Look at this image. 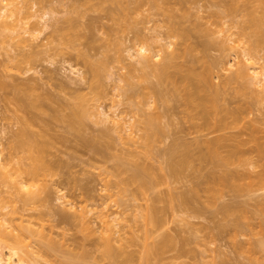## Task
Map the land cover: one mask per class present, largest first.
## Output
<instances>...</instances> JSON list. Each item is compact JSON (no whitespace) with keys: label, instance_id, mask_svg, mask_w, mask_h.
Instances as JSON below:
<instances>
[{"label":"rangeland","instance_id":"374dc122","mask_svg":"<svg viewBox=\"0 0 264 264\" xmlns=\"http://www.w3.org/2000/svg\"><path fill=\"white\" fill-rule=\"evenodd\" d=\"M232 1H237L235 3L239 4V11L230 13L226 10V5ZM27 2L31 7L30 13L35 16L17 22L18 17L15 15L11 22H17V31L8 29L0 35V152L9 169L7 179L0 178V204L2 199L5 206L0 209V221L5 223L4 226L0 225V228H8L12 233L21 234L23 244L28 243L27 248L34 252L33 260L36 258L41 264H64L62 253L53 254L43 245L44 242L63 248L69 247L74 249V252L89 248L94 257H86L84 260L97 261L99 264H264V173L259 178L261 171L264 172V148H260L264 147V139L259 137H264V36L256 35L258 27H253L248 17L251 14L257 17L262 15L258 13L264 11L260 0H122L121 6L125 7L123 9H120L118 1L114 0L16 1L17 5L25 10ZM12 8L13 6L9 5L6 14ZM42 15L47 19L46 24L40 18ZM218 16L221 19H217ZM70 18L77 19L78 32L91 37L90 40L94 41L93 48L88 47V41L84 38L73 44L67 43L68 35L63 33L71 31ZM39 20L41 22L37 25V30H34L33 24ZM175 21L183 26L180 29L186 27L185 30L189 28L191 31L192 28L189 33L191 42H197L200 46L206 43L205 47L199 49L203 50L208 46L203 52H193L201 57L200 61L204 67L215 59L219 61L218 63L215 60L212 64H216L210 65L213 69L210 74L213 79H206V85L216 87V84H220L218 87L223 88H219V93L214 95L219 96L222 105L227 101L224 104L234 111H230L231 118L228 117L232 119L234 116L233 123L239 130L226 118L228 108L225 109L224 119L230 122L226 120L223 124L228 127L231 123V131H251L247 138L252 136V144L257 142L255 136L260 134L256 143L257 146L261 145L259 149L255 143H245L248 150L243 152L244 146L241 145V153L244 155L254 148L260 150L258 156L257 151L253 153L254 150H251L253 155L251 152L248 153L249 156L246 155L253 159V162L245 156L246 160L255 164L254 168L251 164L249 166L248 160L247 163L240 161L245 166L239 162L237 164L243 172L242 169L236 170L235 165L230 168L234 173L249 177L253 176L249 170H253V174L257 173L258 177L249 180L251 183L248 181L249 177H243L245 180H242L239 174L238 178L237 174L236 177L231 172L238 180H233L232 177L228 181L233 180L235 183L227 182L226 186L225 182L219 180L218 172H215L214 168L210 169L213 166H210L212 163L209 159L206 160L209 163L195 160L187 165H178L173 159L172 163L177 164L179 175L176 176V173L171 171L170 155L180 153L182 159L181 153L185 150L184 146L182 147L183 142L188 140L190 143L195 140L193 137L197 138L201 134L197 132V123L208 121L205 120L206 116L205 121L200 119L201 117L192 120L187 114L184 104L185 96L187 97L189 92L186 93L184 87L189 86L190 90L198 94L201 89L199 80H202L203 88L206 82L205 79L186 80L181 77L171 82L170 79H158L159 66L156 64L168 50L172 51L176 47L163 49L162 57L150 60L147 65V61H141L138 47L145 43L151 46L150 49L154 48L152 50L162 47L161 44L165 41L156 42L158 36L178 41V37H171L175 34L172 29L178 28ZM174 23L177 26L171 27ZM241 25L248 26L246 31L244 28L245 32ZM262 26L264 29V21L260 23V27ZM25 30L28 32L24 33ZM18 32H22L25 41L20 40ZM116 41L119 42L115 43L118 48L112 44ZM218 44L222 46L219 47ZM225 44L226 49L223 48ZM251 46H254V49L250 50L254 58L248 60L243 52L245 47ZM60 48H63L62 52ZM85 53L94 60H99L105 53L111 55L109 64L99 67V71L102 69L100 77L95 75L97 73L93 68L97 63L90 68L89 64L84 62ZM242 60V65L247 61L258 68L262 74L261 82L251 79L247 73L248 77L244 75L245 78H229L239 71L237 69ZM201 62L195 64L196 70L198 73H205L208 69L205 71L204 67L201 68ZM251 70H247L250 75L253 73ZM96 80L100 81L102 96L93 110L99 111L100 115H87L80 131L70 128L65 116L71 113V105L77 98L90 94L91 85ZM187 82L190 84H186ZM196 82L199 83V89ZM177 83L180 85L179 89L185 90L186 94L179 93L182 90L177 92V89L174 92L173 87H176ZM32 99H37V103L39 100L41 106L30 107ZM223 108L221 107L220 111ZM23 116L32 120L29 119L32 122L31 125L29 122L30 126L21 118ZM148 116L153 121L149 131L144 126V120ZM220 116L207 119L210 122L218 121ZM115 118L121 120L123 125H116ZM201 120L203 122H200ZM240 124L247 125L248 128H239ZM22 126L34 134L30 143L32 145L25 143L21 147L17 143V133ZM157 126L161 128V132L157 130L160 129ZM216 126L220 127L218 124ZM253 128L260 131L257 129V133ZM253 130L255 132L252 133ZM243 137L246 138V134ZM90 139H94V145L97 144L93 145L94 149L87 143ZM39 142L43 143L41 152L36 145ZM176 146L178 151L182 148V152L174 149ZM172 148L178 153H172ZM30 149L36 151L35 154L32 152L33 156ZM238 149L240 150V145ZM175 157L177 162L181 161L178 156ZM35 164L38 173L35 176L29 175L27 171ZM199 170L200 174L203 172V178ZM136 171H140V175L144 174L146 179L149 178L151 184H144L145 178L142 180L144 183L133 178ZM209 173L213 179L216 177L219 181L210 182L207 178ZM20 181L26 185L23 186ZM197 184L199 186H196ZM210 185H217V191ZM193 188L198 190L197 195L200 193L201 196H190ZM208 193L214 197L209 198L211 194ZM171 196H174L173 200ZM183 196L191 197L188 204L182 202ZM103 202H106L104 211L113 221V243L117 247L118 256L113 261L103 259L94 245V240L103 230L96 214L92 212L86 215L91 225L99 229L95 235L84 220L79 218L72 222L61 221L57 214L59 209L72 213V206L78 211L84 206L101 208ZM223 204H229L233 211L236 207V210L234 213H228V206ZM148 206H156L158 210L161 208L157 214L160 222L151 229L147 227L144 217ZM222 208L227 210L223 211ZM150 232L152 234L149 235ZM149 240L162 243L163 248L158 255H146L147 245L151 243ZM81 244L84 245L83 248Z\"/></svg>","mask_w":264,"mask_h":264},{"label":"bare ground","instance_id":"6f19581e","mask_svg":"<svg viewBox=\"0 0 264 264\" xmlns=\"http://www.w3.org/2000/svg\"><path fill=\"white\" fill-rule=\"evenodd\" d=\"M16 1L17 0H0V35H3L4 34V32L6 31V30H8V29H10V30H13V31H17V29H16V25H17V22L20 20V21H23L25 18H28V17H30V16H35V14L34 13H30V11H29V9L31 8L29 5H28V2H27V5H26V10L24 9V7H21V6H19V5H17V3H16ZM114 1H118V5H120V9L122 8H125L124 6H121V4H122V0L121 1H119V0H114ZM235 2H237V1H232V3H230L229 5L227 4L226 5V10L228 11V12H230V13H233V12H237V11H239L238 10V6H239V4H236ZM260 3H262L263 5H264V0H260ZM9 5H12L13 6V8L10 10V12L8 13V14H6V11H7V8H8V6ZM263 5H262V7H263ZM117 8V7H116ZM115 8V9H116ZM262 9H264V7L262 8ZM114 10V9H113ZM117 11H118V8L116 9ZM241 10V9H240ZM126 11V10H125ZM122 12V11H121ZM264 12V11H263ZM261 13V11L260 12H258V13H260V14H262V15H260V16H256L255 14H251L250 16H248L249 17V22H251L252 24H253V27H256L257 28V31H256V35H259V36H264L263 34L264 33H261V31H263L264 32V29H263V26L262 27H260V23L262 22V21H264V17H263V15H264V13ZM117 13V12H116ZM15 15H17V22L16 23H13V22H11V19H13V17L15 16ZM220 15V14H219ZM258 15V14H257ZM119 16V15H118ZM222 17V16H221ZM42 20H44V24H46L47 23V19H45L44 18V15H42L41 17H40ZM217 19L218 18H220L219 16L218 17H216ZM223 18V17H222ZM120 19H121V17H120ZM221 19V18H220ZM219 19V20H220ZM117 20H119V18L117 19ZM248 20V19H247ZM120 21V20H119ZM41 21L39 20L38 22H36V23H34L33 24V27H34V30H37V28H38V24L40 23ZM173 22V21H172ZM176 22V21H175ZM69 23H70V30L71 31H69V32H64L63 34H67L68 35V41H67V43H69V44H73V43H75L77 40H80L81 38H84L85 40H87L88 41V47H90V48H93V46H94V41L93 40H90V38L91 37H88L86 34H82V33H80V32H78V30H77V28H78V24H77V19L76 18H70L69 19ZM177 23V22H176ZM247 23V22H246ZM174 25H176L175 23L173 24V26H171V27H175ZM177 25H178V28L177 27H175V28H173L172 30H173V33H175V34H173V36H171V37H178V41H174L172 38H168V39H165V37H157V35H156V39L155 40H157L156 42H163V41H165V42H163L161 45H162V47L160 46L158 49L156 48L155 50H152V49H154V48H152V49H150L149 47H151L150 45L148 46V45H146V43H145V45L143 44V45H141L140 47H138V55H140L139 57H141V61L142 62H144L145 63V61H147V63H145L146 65L150 62V60H155V59H160L161 57H162V50L164 49V50H168V49H170V48H174V47H176L175 49H173L172 51L171 50H168V52L167 51H164L166 54H165V56L163 55V57L160 59L161 61L158 63V64H156V66L158 65L159 66V70L158 69H156V70H158L157 71V77H158V79H159V77H160V79H164V80H168V79H170V82L172 81V80H174V79H178V77H181V78H184V79H205V81L204 82H206L205 83V85L207 84V80L206 79H213V76L212 75H210L211 74V70H213V69H211V66L214 64H212V62H215V60L214 61H211V64L210 63H208L207 65H209V67H210V69H209V67L207 66V65H205V67L203 66L204 64L201 62L202 61V59H201V57H199V56H197V55H194V53L193 52H195V53H199V52H203V51H205L206 49H207V47H206V49L204 48L205 46H206V43H204V44H201L202 46H204L203 48V50H201V49H199V47H202V46H200V45H198V44H196L197 42H194L193 43V41L191 42V37H189L190 35H189V33L192 31V28H191V31H189L188 29V31L187 30H185V28L186 27H184L183 29H180V28H182L183 26L181 25V24H178L177 23ZM176 25V26H177ZM182 26V27H181ZM241 27H242V30L244 31V28H245V31H246V28L248 27H246V25L243 27V25H241ZM256 28H254L253 30L255 31V29ZM261 29V31H260V29ZM196 29V28H195ZM194 29V30H195ZM198 29V28H197ZM196 29V30H197ZM176 30V31H175ZM178 30V31H177ZM244 31V32H245ZM28 32V30H25V32L24 33H27ZM177 32V33H176ZM244 32H243V34H244ZM23 33V34H24ZM29 33H31V34H34L33 32H29ZM247 33V32H246ZM18 36H20V40L21 41H25V39H24V37H23V35H22V32H18ZM193 34V33H192ZM197 35V34H196ZM153 39H154V37H153ZM264 39V38H263ZM90 40V41H89ZM190 40V41H189ZM215 42H216V40H214ZM214 41H213V44H214ZM224 41V40H223ZM260 41H262L261 39H260ZM255 42V41H254ZM254 42H252V43H254ZM114 43V45L113 46H117L116 48H118V45H116L115 43H119V42H112V44ZM203 43V42H202ZM219 43V42H218ZM227 43V42H226ZM251 43V44H252ZM196 44V45H195ZM200 44V43H199ZM222 44H223V42H222ZM198 45V46H197ZM208 45V44H207ZM216 45V44H215ZM174 46V47H173ZM182 46H184V47H182ZM217 46H222V45H217ZM52 48H55V46H52ZM222 48V47H221ZM223 48H225L226 49V44H225V47H223ZM111 49V48H110ZM115 49V48H114ZM251 49H254V46H251L250 48H248V47H245L244 48V55L246 56V58L245 59H248V60H250L251 58H254V56H252V53H251ZM60 50H61V52L63 51V48H60ZM137 50V49H136ZM148 52V53H147ZM163 52V53H164ZM206 54H207V51H206ZM136 55V54H135ZM137 55V56H138ZM31 56V55H30ZM104 56V57H103ZM103 56H102V58H100L99 60L97 59V60H94V59H92V57H90V55L88 54V53H85L84 54V56H83V60H84V62L86 63H88L89 65V67L92 65L93 66V64L94 63H97V64H94L95 66L93 67L94 68V72L95 73H97V74H95V75H97V77L101 74L100 73V71L102 70L101 68L102 67H104L105 65H107L106 63H108V62H110V57H111V55L109 54V53H105V55L103 54ZM131 56H133V54L131 55ZM33 57V56H32ZM199 57V58H198ZM112 59V58H111ZM200 59H201V61H200ZM140 61V60H139ZM140 61V62H141ZM205 60H203V62H204ZM243 61L244 60H242L241 61V66H239V68H241V69H237V70H239V71H237L236 72V74H234L233 73V76L231 75L230 77L229 76H227V77H229V78H231V79H233V78H235V77H241V76H243V77H241V78H245L244 77V75H246L247 77H248V75H249V77L251 78V79H257V81L258 82H261L262 80L260 79V78H262V74L260 73V71L258 70V68L257 67H255V66H253V64L252 63H248L247 61V64H246V62L243 64L244 65V69H242V67H243V65H242V63H243ZM162 62V63H161ZM197 62H201L202 63V66H201V68L202 67H204L205 69V71H206V69H208V70H210V71H206L205 73H198L197 72V67H195L196 65V63ZM216 62H218L219 63V61H217L216 60ZM143 63V64H144ZM198 63V64H199ZM109 64V63H108ZM160 64V65H159ZM197 64V65H198ZM216 64V63H215ZM214 64V65H215ZM231 64V63H230ZM97 65V66H96ZM211 65V66H210ZM233 65V64H232ZM252 65V66H251ZM217 66V65H216ZM96 67V68H95ZM99 67H101L100 68V71H99ZM200 67V66H199ZM208 67V68H207ZM214 67V66H213ZM91 68V67H90ZM106 68V67H105ZM158 68V67H157ZM246 68V69H245ZM248 68L251 70H253V73L250 75L249 73H248ZM104 69V68H103ZM226 69V68H225ZM224 69V70H225ZM251 70V71H252ZM202 70H200V72H201ZM210 72V73H209ZM248 75H247V74ZM159 75V76H158ZM235 75V76H234ZM260 75H261V77H260ZM264 75V74H263ZM212 76V77H211ZM100 77V76H99ZM249 78V79H250ZM248 79V78H247ZM209 80H208V83H209ZM230 80V79H229ZM183 81V80H182ZM182 81L180 82V83H182ZM185 81V80H184ZM213 81V80H212ZM99 82L100 81H97L96 80V82L95 83H93L92 85H91V92H89L90 94H88V95H82L83 97H79V98H77L78 100L75 102V103H73L72 105H71V113L68 115L67 114V117L65 116V120H67L68 121V123H69V126H70V128H73V129H75V130H77V131H80V127H81V124L83 123V121H84V119L86 118V116L87 115H100V112L98 111V112H96V111H94L93 110V108L95 107V105H96V102L98 101V99L102 96V91L99 89ZM160 82H161V80H160ZM199 82H201L202 83V80L200 81L199 80ZM204 82H203V84H204ZM197 83V82H196ZM201 83H200V88L201 89H199L198 88V84L199 83H197V88L200 90V91H198V94H195V92L193 91V90H190V88H189V86H188V88L187 87H184V86H181V87H184V89H186V93L187 92H189V93H185V90L183 91L182 89H179L180 88V85H178V83H177V85H176V87H173V89H174V92H175V90L177 89V92L178 91H180V90H182V92H179V93H183V94H186L187 95V97L185 96V108H186V112H187V114L188 115H190V117H191V119L193 120V118L195 119V120H197V119H199L200 117V119H205L206 117L207 118H209L210 117V120L212 119L211 117H216V115H217V117H219L220 116V114H223L224 116H220V118H219V120L218 121H216V120H213V121H211L210 122V120L209 119H205L207 122H204L206 125H204V123H202V124H200V123H197V121H196V123L199 125L198 126V128H197V132H200L201 134L200 135H198V137L197 138H195V137H193L195 140H191V142L190 143H188L189 141L187 140V141H185V142H183V141H181V143L183 142V145H182V147H183V149H185L184 150V152H182V148L181 149H179V151H178V149H177V147L178 146H180V145H178V146H176V148H174V149H176L178 152H182L181 154H183L182 156V159L180 158V153H179V155L178 154H175L176 152L175 151H173V148H172V150H171V152L172 153H174L175 154V156H178L179 158H180V160L181 161H179V162H177L178 160H175L176 159V157L175 156H173V154L170 152V154H172V155H170L171 157H172V159H171V161L169 162V163H171V165H170V168H171V171H172V173H176V176H178L179 174L177 173V171H178V166H177V164L179 165V163H181V164H183V165H187V164H190L191 162L193 163V162H195V160L196 161H199L200 162V160H202V161H205V162H207L208 161V159H209V162H211L212 163V165H210L212 168H210L211 170L213 169V170H215V172L217 171L218 172V178H219V180L220 181H223V182H225V184H226V186H228L227 185V182H228V184L229 183H235L233 180L238 176V174L237 173H234V172H232L231 170H230V168H231V166L232 165H235L236 166V170H238V169H242V168H238L237 166H239V165H237V164H239L240 163V161H242V162H244V163H247V160L248 159H250L252 162H253V159H251V158H249L248 156H249V154L248 153H252L253 151H251V150H254V152L253 153H255V151H257V149H259V145L257 146V144L256 143H258V137L257 136H259V135H257V136H255L256 137V140H257V142H254L255 144H256V148L257 149H251L250 151H248L247 153H245L246 155L248 154V156H246V155H244V153L242 154L241 153V149L243 148V146H244V148L242 149V151L244 152V150H248V149H246L247 148V144H250L251 143V141L252 140H254V139H252V136L250 137V138H247V134H248V136L249 135H251V134H249V132H251V131H244L245 129H244V127L245 128H248V127H246L247 125H249V123L246 125V126H244V125H241L240 124V126H239V128L240 127H242V126H244V127H242L244 130L242 131V129H241V131L239 132L238 130V126L236 127V125L233 123V121L234 120H232L233 118H234V116L232 117V119H230L231 118V116H230V111H231V109H229L224 103H226V102H224L223 103V105L221 104V100L218 98V97H216V95H214V94H218L219 92V88L220 87H218L219 85L218 84H214L216 87H213V86H210V84H209V86L207 87V85L206 86H204V88H203V86L201 85ZM172 84H173V82H172ZM186 84H188V82L186 83ZM186 84H184L185 86H186ZM190 84V83H189ZM188 84V85H189ZM174 85V84H173ZM182 85V84H181ZM178 86V87H177ZM206 87V88H205ZM222 87V86H221ZM221 90L223 89V88H220ZM188 90V91H187ZM203 90V91H202ZM220 92H222V91H220ZM178 93V94H179ZM182 94V97H184V95ZM220 95V94H219ZM224 95V94H223ZM88 96V97H87ZM223 97V96H222ZM221 98V97H220ZM226 98V97H225ZM222 99V98H221ZM227 99V98H226ZM220 100V101H219ZM228 101H229V99H227ZM219 101V102H218ZM223 101V100H222ZM231 101V100H230ZM182 102H183V100H182ZM181 102V103H182ZM218 102V103H217ZM221 104V106L220 105H218V104ZM40 103H39V100H38V103H37V99H35V100H31L30 101V103H29V106L30 107H34V108H38L39 106H41V105H39ZM229 104H230V102H229ZM24 105L25 106H27V104L26 103H24ZM182 105H183V103H182ZM184 105H183V107H184ZM229 106V105H228ZM233 106V105H232ZM231 106V107H232ZM221 107L223 108V110H221L220 111V109H221ZM226 107V108H225ZM237 107V106H236ZM229 109V111L227 110L226 112V115H227V117H226V115L224 114L225 113V109ZM235 108V107H234ZM238 111V110H237ZM186 112H184V113H186ZM221 112V113H220ZM223 112V113H222ZM231 112H233L234 113V111H231ZM236 112V111H235ZM239 112V111H238ZM220 113V114H219ZM229 113V114H228ZM232 113V114H233ZM237 114V113H236ZM186 115V114H185ZM199 115V116H198ZM204 115V118H202V116ZM219 115V116H218ZM233 115H235V114H233ZM241 115V114H240ZM106 116V115H105ZM107 116H108V114H107ZM106 116V117H107ZM150 116L152 117V119H153V116L150 114ZM206 116V117H205ZM228 116H230V118L228 117ZM110 116H108V118H109ZM155 117V116H154ZM195 117H197V118H195ZM199 117V118H198ZM228 118L230 121H232L231 123H232V125H233V127H236V129H238L237 131H231V130H229V129H233V127H232V125H230L231 123H229V126L227 127V124H223V123H225L226 122V120H228V119H224V118ZM236 117V116H235ZM22 119H25L24 120V122L25 123H28V125H29V119L30 118H28V117H26V116H23V117H21ZM59 118H63V117H60L59 116ZM237 118H239L238 116H237ZM237 118H235V119H237ZM107 119V118H106ZM105 119V120H106ZM151 118H149V116L144 120V126L146 127V129H148V131H149V129H150V126H152V122L153 121H151L152 120ZM187 119H189V117L187 118ZM31 120V119H30ZM57 120H59L58 118H57ZM204 120V121H205ZM228 120V121H229ZM23 121V120H22ZM32 121V120H31ZM107 121V120H106ZM190 121V120H189ZM229 121V122H230ZM23 122V123H24ZM114 122H115V124L116 125H121L122 123H121V120H119V119H114ZM200 122H203L202 120L200 121ZM217 122H219V123H217ZM235 122V121H234ZM236 122H237V120H236ZM31 123L32 122H30V125H31ZM188 123V122H187ZM218 124V126H220V127H217L216 126V124ZM237 123H240V122H237ZM146 124V125H145ZM221 124H223V125H221ZM27 125V124H26ZM27 125V126H28ZM29 125V126H30ZM123 125V124H122ZM235 125V126H234ZM25 126V125H24ZM251 126V125H250ZM250 126H249V128H250ZM254 126V125H253ZM121 127V126H120ZM28 128V127H27ZM152 128V127H151ZM157 128H160L159 126H157ZM145 129V130H146ZM227 129L229 130V131H227ZM254 130H255V128H253ZM258 129V128H257ZM257 129L255 130L256 132H257ZM19 130V129H18ZM158 131H160L161 130V128L160 129H157ZM249 130H251V129H249ZM252 131V133L253 132H255V131ZM259 130V129H258ZM220 131V132H219ZM222 131V132H221ZM260 131V130H259ZM258 131V132H259ZM17 132V131H16ZM147 132V131H146ZM161 132V131H160ZM217 133V134H213V133ZM218 132H219V134H218ZM257 132V133H258ZM148 133V132H147ZM256 133V134H257ZM45 134V133H44ZM150 135L152 134L151 132L149 133ZM190 134V133H189ZM244 134H246V138L245 137H243L244 136ZM256 134H254V135H256ZM16 135V134H15ZM33 133L32 132H30V130L28 131V129H26V128H24L23 126H22V129H20L19 131H18V133H17V137H18V144L22 147V145H24L25 143H27V144H30V143H32V139H34L33 138ZM61 135V134H60ZM147 136H148V134H146ZM186 135V134H185ZM184 135V136H185ZM216 135V136H215ZM55 136H57L56 134H55ZM64 136V135H63ZM62 136V137H63ZM259 137H261V138H263L264 139V137H263V135L261 136H259ZM65 138V137H64ZM67 138V137H66ZM96 138H98V137H96ZM96 138H95V140H96ZM261 138H259V139H261ZM82 139V138H81ZM99 139V138H98ZM151 139V138H150ZM179 139V138H178ZM183 139V138H182ZM181 139V140H182ZM191 139V138H190ZM62 140H64V139H62ZM91 140V141H90ZM89 140V142L87 141V143H90L89 144V146H91V147H93V145H94V139H90ZM176 139H174V141H175ZM186 140V139H185ZM244 140H247V142H245ZM248 140H249V143H248ZM255 140V141H256ZM31 141V142H30ZM84 141V140H83ZM97 142H98V140H96ZM149 141V140H148ZM259 141H261V140H259ZM179 143H180V141H178ZM253 142V141H252ZM174 143V142H173ZM245 143H247V144H245ZM254 143L252 144V145H254ZM259 143H261L262 144V141L261 142H259ZM43 143L41 142V144H40V142H39V144H37L36 143V145L38 146V148L40 149V152L42 151V147H41V145H42ZM178 144V143H177ZM176 144V145H177ZM250 144V145H251ZM19 145H17V146H19ZM30 145H32V144H30ZM109 145V144H108ZM174 145H175V143H174ZM239 145H240V150L238 149L239 148ZM241 145H243V146H241ZM247 145V146H246ZM94 146H97V144H95ZM246 146V147H245ZM261 146V145H260ZM175 147V146H174ZM203 147V148H202ZM17 148V147H16ZM20 148V147H19ZM31 148V147H30ZM95 148H97V147H95ZM251 148V147H250ZM260 148H264V147H260ZM93 149H94V147H93ZM171 149V148H170ZM31 150V149H30ZM29 150V151H30ZM169 150V149H168ZM96 151V150H95ZM259 151L260 150H258L257 151V156L258 155H260L259 154ZM264 151V150H263ZM33 151L31 150V152L30 153H32ZM34 152L36 153V151L34 150ZM33 152V153H34ZM177 152V153H178ZM246 152V151H245ZM33 153H32V156H33ZM34 153V154H35ZM253 153H252V155H253ZM251 154H250V156L251 157H253ZM245 156L248 158L247 160L245 159ZM175 157V158H174ZM177 157V159H179ZM23 159H24V157H22ZM31 158V157H30ZM193 158V159H192ZM211 158V159H210ZM254 158V157H253ZM174 159V160H173ZM172 160L173 161H175V163H177V164H175L174 162L172 163ZM207 160V161H206ZM16 161V160H15ZM22 161V160H21ZM251 161L249 162V160H248V164H249V166H250V164L252 165V167H253V165H255V164H252L251 163ZM209 162H207V163H209ZM239 162V163H238ZM242 162L240 163V164H242ZM19 163H21V162H19ZM207 163L206 164H203V163H201L202 165H207ZM210 163V164H211ZM242 164V165H244L245 166V164ZM51 164V163H50ZM197 165H198V163H196ZM247 164V165H248ZM52 165V164H51ZM209 165V164H208ZM207 165V166H208ZM242 165H240V166H242ZM32 166V165H31ZM53 166V165H52ZM262 166V165H261ZM8 166H7V162H5L4 160H3V157H2V153L0 152V178H6L9 174V172H8V168H7ZM30 167V166H29ZM28 167V168H29ZM140 167V166H139ZM142 167V166H141ZM202 167V166H201ZM10 168V167H9ZM19 169H20V166L18 167ZM22 168V167H21ZM28 168H25V170L27 169L28 170ZM53 168H54V166H53ZM143 168V167H142ZM141 168V169H142ZM144 168H146L147 169V167H144ZM149 168V167H148ZM152 168V167H151ZM166 168H167V166H166ZM187 168V167H186ZM198 168H199V166H198ZM197 168V169H198ZM203 168V167H202ZM206 168V167H205ZM254 168V167H253ZM252 168V169H253ZM196 169V170H197ZM201 169V168H200ZM261 169H262V167H261ZM23 169H21V171H22ZM142 170H145V169H142ZM249 170V169H248ZM260 170V169H259ZM263 171H264V166H263V169H262ZM11 171V170H10ZM203 171V170H202ZM201 171V172H202ZM250 171V173H252V175L253 176H250L251 177V179H250V177L249 176H246L245 174H243V175H245V176H242L241 174H239L242 178L244 177L245 179L246 178H248L249 177V179H248V181L249 180H253L252 178L254 177V179L255 178H257L258 176H257V173H256V175L255 174H253V170H252V172H251V170H249ZM261 171V170H260ZM23 172V171H22ZM28 173H29V175L31 174L32 176H35L37 173H38V168H37V166H36V164L35 165H33L32 167H30L29 168V170L27 171ZM140 172V171H139ZM137 173V171L135 172V176L133 177V178H135L136 180H139V181H141V183H144V184H147L148 185V183L149 184H151L150 183V179L149 178H145L144 177V174H141L140 175V173ZM180 172V171H179ZM210 172V171H209ZM236 176V174H237V176L234 178V175L232 174V173ZM242 172H243V169H242ZM169 173V172H168ZM211 173H213V172H211ZM261 173L262 174H258L259 175V178L263 175V173L264 172H262L261 171ZM11 174V173H10ZM199 174H200V170H199ZM201 174H203V172L201 173ZM201 174H200V176H201ZM210 174V173H209ZM216 175V173H213L212 175ZM173 175H175V174H173ZM204 175H206V173L204 174ZM212 175L210 174V175H208L207 174V178H209V180H210V182H212V181H217L218 180V178H217V180H216V177L213 179V177H212ZM255 175V176H254ZM210 176V177H209ZM257 176V177H256ZM180 177V176H179ZM178 177V178H179ZM202 178H203V176H201ZM212 177V178H211ZM233 177V182L232 181H228L230 178H232ZM240 177V178H241ZM144 178H145V181L143 182L142 180H144ZM176 178V177H175ZM201 178V179H202ZM211 178V179H210ZM238 178H239V176H238ZM242 179V180H245V179ZM7 179V178H6ZM149 179V180H148ZM1 180V179H0ZM203 180V179H202ZM205 180V179H204ZM212 180V181H211ZM218 180V181H219ZM235 180H238V179H235ZM19 181V180H18ZM149 181V182H148ZM205 181H207V180H205ZM204 181V182H205ZM247 181V180H246ZM255 181V180H254ZM207 182H209V181H207ZM206 182V183H207ZM210 182H209V184H210ZM250 182V181H249ZM249 182H248V184H249ZM19 183H21L22 184V181H20ZM197 183V182H196ZM195 183V184H196ZM217 183H219V182H217ZM217 183H212L213 185L214 184H217ZM251 183V182H250ZM24 184L26 185V183L25 182H23V186H24ZM142 185V186H146V185ZM21 185V186H22ZM201 185V184H200ZM22 186V187H23ZM196 186H199V184H197ZM211 186V185H210ZM215 186H217V185H215ZM215 186L214 187H212V189L214 188V191H217V190H215L216 188H215ZM230 186V185H229ZM232 186V185H231ZM147 187V186H146ZM203 187V186H202ZM195 188V187H194ZM192 189V192H191V195L190 196H192V195H197L198 194V190H196V189ZM209 188V187H208ZM233 188V187H232ZM235 188H238V186H235ZM28 190V189H27ZM204 190H208V189H204ZM210 190H211V188H210ZM218 190H221V189H218ZM22 191V190H21ZM202 191H203V189H202ZM209 191V190H208ZM33 193V192H32ZM208 194H211V193H208ZM207 194V196H209ZM174 195V194H173ZM178 195H179V193H178ZM184 195V194H183ZM199 195H200V193H199ZM199 195H197L198 197H199ZM179 196H181V194L179 195ZM178 196V197H179ZM201 196V195H200ZM213 196V194H211V197L209 196V198H213L212 197ZM172 197V196H171ZM174 197V196H173ZM173 197H172V200H173ZM175 197H177V196H175ZM184 197V196H183ZM181 198L182 199V202L184 201V203H189V200L188 199H190L191 197H187V196H185L184 198ZM60 198V197H59ZM61 198H62V196H61ZM60 198V199H61ZM157 198V197H156ZM180 198V197H179ZM154 199V198H153ZM184 199V200H183ZM187 199V200H186ZM154 200H156V199H154ZM158 200H160L159 198H158ZM178 200V199H177ZM180 200V199H179ZM1 201H2V203L0 204V209L1 208H4L5 206H4V200H2L1 199ZM156 202H157V200H156ZM180 202V201H179ZM155 203V202H154ZM181 203V202H180ZM187 203V204H188ZM183 204V203H182ZM225 205V207H227V209H228V213H231L233 210H232V207H231V209H230V206H229V204L227 205V204H223V206ZM103 206V207H102ZM105 206H106V202H103L102 204H101V208H100V206H93V207H88V206H84L82 209H80V211H78V210H76V208H74L73 206H72V208H73V212L71 213V212H68V211H64V210H57V214L59 215V217H60V220L61 221H70V222H72V221H74V220H76V219H82V220H84L86 223H87V225H88V228H90L91 229V231H92V233L95 235V234H97L98 233V231H99V229H97L96 227H93L92 225H91V222L90 221H88L87 219H86V215H87V213H94V214H96L97 215V218L99 219V221L101 222V224H102V227H103V230L102 231H100V235H98V238L96 239V240H94V242H96V244H94V245H96L97 246V250H99L100 251V253H101V255L100 256H102V258L103 259H105V258H108L110 261H113V260H116L117 258H116V256H117V247L115 246V244L113 243V233H112V231H113V229H112V226H113V221L109 218V215L104 211V208H105ZM222 206V207H223ZM233 206V208H234V205H232ZM161 208L159 207V210H158V207H156V206H148V209H147V212L145 213V220H146V225H147V227L148 228H153V227H155L157 224H159V222H160V219H159V217H158V211L160 212L161 210H160ZM219 209H221L220 207H219ZM227 209H225V208H222V210L223 211H226ZM236 210V207H235V209H234V211ZM234 211H233V213H234ZM224 213V212H223ZM225 213H227V212H225ZM232 213V214H233ZM0 215H1V213H0ZM229 215V214H228ZM231 215V214H230ZM2 217H0V219H1ZM6 220V219H5ZM0 225H5V223H4V221H0ZM236 225H238L237 224V222H236ZM235 226V225H234ZM239 226V225H238ZM6 228H7V226H6ZM224 228V227H223ZM226 228V227H225ZM234 228H236V227H234ZM233 228V229H234ZM8 229V228H7ZM7 229H2V228H0V264H41L39 261H38V259H34L33 260V251L32 250H30V249H28L27 247L28 246H26V245H29L28 243H26V245L25 244H23L24 243V240L21 238V234L20 235H18L17 233H12V231H10L9 229L7 230ZM150 234H152V232H150L149 233V235ZM152 236V235H151ZM151 236L149 237V238H151ZM154 240V239H153ZM153 240H149V241H151V243H148V245H147V249H146V252H147V254L146 255H148V253H157V255H158V253H160L159 251H161V249L163 248L162 246H161V244H160V242H156V240L155 241H153ZM164 240V239H163ZM166 240V239H165ZM153 241V242H152ZM156 242V243H155ZM164 242H167V241H164ZM92 244V243H91ZM160 244V245H159ZM43 245H45L52 253L53 252H56V253H62V255H61V258H62V260H63V263L64 264H99V262H89V261H85L84 260V258H86V257H94V255H93V252H92V250H90L89 248L88 249H86V247H85V249L83 248L84 247V245L83 244H81L80 246H82V248L83 249H78V250H76L75 252H74V249H69V247H66V248H63V247H61V246H58L57 244L55 245L54 243H45L44 242V244ZM79 245V244H78ZM80 246H77V247H80ZM122 247H123V245H122ZM93 248V247H92ZM79 250H81L80 252H79ZM95 250H96V248H95ZM53 254H55V253H53ZM153 255V254H152ZM149 256V255H148ZM118 257V256H117ZM128 257V256H127ZM150 257V256H149ZM29 258V259H28ZM128 259V258H127ZM33 260V261H32ZM126 260V259H125ZM30 262H32V263H30ZM126 262V261H125Z\"/></svg>","mask_w":264,"mask_h":264}]
</instances>
